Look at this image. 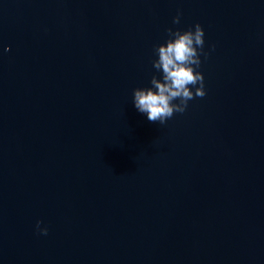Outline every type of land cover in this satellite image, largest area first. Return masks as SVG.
I'll list each match as a JSON object with an SVG mask.
<instances>
[{"label":"water","instance_id":"obj_1","mask_svg":"<svg viewBox=\"0 0 264 264\" xmlns=\"http://www.w3.org/2000/svg\"><path fill=\"white\" fill-rule=\"evenodd\" d=\"M196 23L206 94L150 122ZM0 264H264V0H0Z\"/></svg>","mask_w":264,"mask_h":264},{"label":"clouds","instance_id":"obj_2","mask_svg":"<svg viewBox=\"0 0 264 264\" xmlns=\"http://www.w3.org/2000/svg\"><path fill=\"white\" fill-rule=\"evenodd\" d=\"M181 12L172 18L173 24H179ZM168 38L164 43L154 47L156 59L152 66L160 72V78L152 75L150 86L133 89L132 103L138 112L146 114L150 122L164 125L174 113H183L188 101L205 96L204 78L197 69L201 66V55L204 52V31L199 23L181 31L168 28ZM214 48V45L211 46ZM8 51V48L4 49ZM193 89L195 90L193 92ZM178 101V102H177ZM36 228L42 235H47V228Z\"/></svg>","mask_w":264,"mask_h":264}]
</instances>
